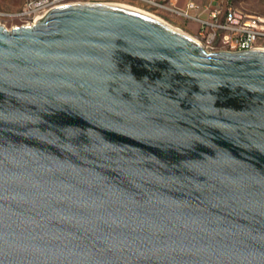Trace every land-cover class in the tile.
Returning <instances> with one entry per match:
<instances>
[{
  "label": "water",
  "instance_id": "water-1",
  "mask_svg": "<svg viewBox=\"0 0 264 264\" xmlns=\"http://www.w3.org/2000/svg\"><path fill=\"white\" fill-rule=\"evenodd\" d=\"M0 25V264H264V49L146 12Z\"/></svg>",
  "mask_w": 264,
  "mask_h": 264
},
{
  "label": "built area",
  "instance_id": "built-area-1",
  "mask_svg": "<svg viewBox=\"0 0 264 264\" xmlns=\"http://www.w3.org/2000/svg\"><path fill=\"white\" fill-rule=\"evenodd\" d=\"M135 1L155 15L171 13L197 23L196 38L208 51L264 49V14L245 13L223 0H188L185 6L178 0ZM57 5L58 0H26L14 15L32 25Z\"/></svg>",
  "mask_w": 264,
  "mask_h": 264
},
{
  "label": "rangeland",
  "instance_id": "rangeland-1",
  "mask_svg": "<svg viewBox=\"0 0 264 264\" xmlns=\"http://www.w3.org/2000/svg\"><path fill=\"white\" fill-rule=\"evenodd\" d=\"M185 1L186 0H178L180 5L184 4ZM25 2L26 0H0V24L7 29L22 25L24 23L23 20L19 19L14 14L22 8ZM73 2H107L118 5L122 4L126 7H135L141 10L145 9L144 6L135 0H58V4ZM223 2L225 5L232 4L245 13L264 14V0H223ZM156 15L160 16L171 25L181 28L192 36H197L195 24L193 25L189 20L171 13H157Z\"/></svg>",
  "mask_w": 264,
  "mask_h": 264
},
{
  "label": "bare ground",
  "instance_id": "bare-ground-1",
  "mask_svg": "<svg viewBox=\"0 0 264 264\" xmlns=\"http://www.w3.org/2000/svg\"><path fill=\"white\" fill-rule=\"evenodd\" d=\"M59 5H61V4H59ZM121 5H122V4H121ZM130 8H133V9H136V10H140V11H142V12H146V13H148V14H150V15H152V16H155L156 18H159L160 20L165 21L166 23H168L166 20H164L163 18H161V17H159V16H157V15H155V14H153V13H150V12H147V11H144V10H141V9H137V8H135V7H130ZM168 24L171 25L170 23H168ZM0 25H1V24H0ZM2 26H3V25H2ZM171 26H173V25H171ZM173 27H175V26H173ZM175 28L179 29V30L182 31L184 34L190 36V37L193 38L196 42H199V43L201 44V42L199 41L198 38H196V37L192 36L191 34L185 32V31L182 30L181 28H178V27H175Z\"/></svg>",
  "mask_w": 264,
  "mask_h": 264
},
{
  "label": "crops",
  "instance_id": "crops-1",
  "mask_svg": "<svg viewBox=\"0 0 264 264\" xmlns=\"http://www.w3.org/2000/svg\"><path fill=\"white\" fill-rule=\"evenodd\" d=\"M187 1H188V0H186L185 3H184V4H181V5L179 4V2H178V4H179L180 6H185V4H186ZM190 22H192V21H190ZM192 23H193V25L195 24L194 26H195V28L197 29V28H198V24L195 23V22H192Z\"/></svg>",
  "mask_w": 264,
  "mask_h": 264
}]
</instances>
